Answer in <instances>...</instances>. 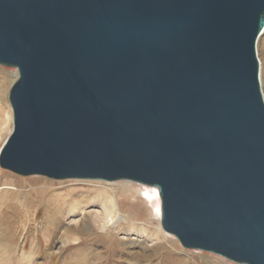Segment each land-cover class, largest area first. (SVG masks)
Here are the masks:
<instances>
[{
    "label": "water",
    "instance_id": "95a60500",
    "mask_svg": "<svg viewBox=\"0 0 264 264\" xmlns=\"http://www.w3.org/2000/svg\"><path fill=\"white\" fill-rule=\"evenodd\" d=\"M264 0H0V166L157 187L191 249L264 264Z\"/></svg>",
    "mask_w": 264,
    "mask_h": 264
},
{
    "label": "bare ground",
    "instance_id": "6f19581e",
    "mask_svg": "<svg viewBox=\"0 0 264 264\" xmlns=\"http://www.w3.org/2000/svg\"><path fill=\"white\" fill-rule=\"evenodd\" d=\"M12 80L13 76L0 67V135L3 130L12 127L13 111H10L7 100L8 89ZM5 176L6 180H3ZM46 183L42 176H31L20 183L11 179L8 172L0 171V255L14 254L20 256L17 253L19 250L16 245H19L18 241L21 239V231H18L21 224L10 226L11 223L7 222L10 219L9 215L27 219L30 218L31 213H34L37 218V214L42 208L45 221L42 234L44 238L46 236L49 244L48 236L61 223L65 213L77 215L78 212L80 213V208L93 203L101 205L102 208L91 213L82 212L84 215L81 221V230L96 234V238L107 242L106 250L113 251L117 245L122 243L118 234L128 232L129 226L127 224L136 220L138 207L148 208V201L142 198V193H145L150 198L153 215L157 222V230L153 231L155 236L153 237V257H161L163 264H188V261L174 256V245L180 242L177 237L161 228V200L157 187L129 180H118V182H112V187L100 185L93 189H87L94 196L92 199H84L79 195V192H51L45 187ZM132 246L135 247L136 244H130V247ZM142 247L143 251L141 252L144 254L141 255L144 256L150 246L145 244ZM74 250L77 254L75 264L89 263V255L97 257L100 263L97 262L96 264L103 263L104 258L100 256V252L92 253V249L85 247L81 241L75 243ZM28 252L30 255L34 253V247ZM28 252L23 249L21 256L23 257ZM132 253L134 252L130 250L129 254ZM199 264L205 263L199 262Z\"/></svg>",
    "mask_w": 264,
    "mask_h": 264
},
{
    "label": "rangeland",
    "instance_id": "374dc122",
    "mask_svg": "<svg viewBox=\"0 0 264 264\" xmlns=\"http://www.w3.org/2000/svg\"><path fill=\"white\" fill-rule=\"evenodd\" d=\"M257 51L260 60L261 86L264 96V32L258 39ZM0 67L5 69L13 76V80L9 86L7 94L8 106H10V111L12 112L13 109L10 103L9 93L12 85L19 77V72L16 67L2 64H0ZM16 74H18V76H16ZM13 125L14 122L12 118L11 129L3 130L2 134L0 135V148L3 147L6 139L11 134ZM0 171L8 172V174L11 175V179L20 183L22 180L24 182L25 179L30 178L31 176H42V178H44L47 182L45 187L51 192H79V195H81V197L84 199H92L94 196V194L90 193V191L87 189H93L95 186L100 185L112 187V182H116L77 178L53 179L44 175L24 176L7 169H3L1 166ZM3 180H6V176L3 177ZM142 194V198L149 203L148 208L144 206L138 207L136 210L138 218L136 217V220L127 224V226H129L128 232L118 234V237H120V241H122V243L117 245L116 249H113V251H107V242L100 238H96V234L87 233L81 230V221L84 215L83 213H91L96 209H101V205L99 206L94 203L91 205H84L83 208H80V213L78 212L77 215H74V213H65L61 223H59L55 231H53L48 236L49 244L46 240V236L44 238L42 234V229L45 224L44 211L42 208L39 210L38 214L36 213L38 215L37 218L35 217L34 213H31L30 218L27 219L24 217L20 218L9 215L10 219L7 220V222L11 223L10 226L21 224L18 229L19 232L21 231V239L18 241L19 245H16L19 250L17 253L20 256L14 254L0 255V264H75L77 261V254L75 252L76 250H74L75 243L80 241L83 242L85 247H89L90 250L92 249V253L100 252V256L104 258L102 264H163V259L161 257H153V237H155L153 235V231L157 230V222L153 215V207L152 203L150 202V198L145 193ZM134 243L136 246L130 247V244ZM145 244H148L150 247L143 256L141 254H144V252L141 251H143L142 245ZM174 246V256L176 258L188 261V264H199V262H204L205 264H241L210 251L186 248L180 242L176 243ZM33 247L34 253H31L30 255V252L28 251ZM23 249L28 253L22 257L21 252ZM130 250L134 253L129 254ZM88 257L89 263L87 262L85 264H96L99 262L97 257L94 255H89Z\"/></svg>",
    "mask_w": 264,
    "mask_h": 264
}]
</instances>
